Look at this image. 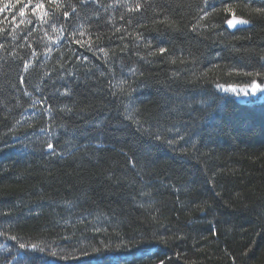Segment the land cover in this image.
<instances>
[{"label":"trees","instance_id":"trees-1","mask_svg":"<svg viewBox=\"0 0 264 264\" xmlns=\"http://www.w3.org/2000/svg\"><path fill=\"white\" fill-rule=\"evenodd\" d=\"M0 8V264H264V0Z\"/></svg>","mask_w":264,"mask_h":264},{"label":"snow or ice","instance_id":"snow-or-ice-1","mask_svg":"<svg viewBox=\"0 0 264 264\" xmlns=\"http://www.w3.org/2000/svg\"><path fill=\"white\" fill-rule=\"evenodd\" d=\"M89 2V0H82V3H87ZM94 2V0H93ZM204 3L207 5L209 3V0H204ZM43 8V4L42 3H37L34 5V10H38V9H42ZM4 9L0 8V12H3ZM224 11L227 13H231V18L226 20V24L228 28H236L237 26H242V25H247L249 24V21L246 19H239L236 17V15L233 13L232 11V7L231 6H226L224 8ZM256 11H260L259 9H257ZM208 13L205 11V15H207ZM262 15H264V13H261ZM25 12L23 10L20 11V16H24ZM44 15H47V13H44ZM69 14L67 12L64 13V18L67 20L68 19ZM166 51V49L164 47H160L159 48V52L161 54H163ZM28 65H25V69H27ZM256 75H261L260 73H256ZM21 83H23V78H21ZM226 91H228V89H225ZM231 91L235 92L236 89L233 88L231 89ZM242 91H244V93L247 95L248 90L247 89H243ZM264 92V87H261L260 84L256 83L255 81H252L251 83V93L252 96H255L257 92ZM134 110V109H133ZM161 137L159 134L155 135V139L159 140ZM168 143H172L171 140L168 141ZM53 147V145L51 143L48 144V148L51 149ZM0 235H3L2 232H0ZM8 239L10 240H17L18 238L16 236H9ZM126 247V246H125ZM116 248L119 249L121 248V245H116ZM19 249H26V245L21 242L19 243ZM31 250L32 251H40V252H44L45 249L42 246H37L35 244H33L31 246ZM105 251L107 252L108 250L105 249ZM53 256L57 255V253L53 252L51 253ZM88 253L85 252L84 256H87ZM97 259V264H135V261L139 258L135 257V256H125V255H116V254H102L100 252V250L96 251V254L94 256ZM63 258H67V257H63ZM35 258L30 257L27 255V252H18L16 254V256L12 257V260L14 261V264H29V262L31 260H33ZM44 264H47V262L45 261ZM160 264H164V261H161Z\"/></svg>","mask_w":264,"mask_h":264},{"label":"rangeland","instance_id":"rangeland-1","mask_svg":"<svg viewBox=\"0 0 264 264\" xmlns=\"http://www.w3.org/2000/svg\"><path fill=\"white\" fill-rule=\"evenodd\" d=\"M237 93L240 94L243 97V99H250L251 100V99H256V97H264V94L262 92H259V91L256 93L255 96H252L251 89L248 90L247 95L244 93V91L243 92H237Z\"/></svg>","mask_w":264,"mask_h":264},{"label":"water","instance_id":"water-1","mask_svg":"<svg viewBox=\"0 0 264 264\" xmlns=\"http://www.w3.org/2000/svg\"><path fill=\"white\" fill-rule=\"evenodd\" d=\"M239 19H242V18H239ZM227 27V24L225 25ZM251 25L247 24V25H242V26H237L236 28H228V30L232 31V32H235L237 30H241L243 28H249Z\"/></svg>","mask_w":264,"mask_h":264}]
</instances>
